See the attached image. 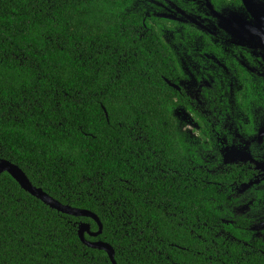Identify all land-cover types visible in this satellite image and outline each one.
Returning a JSON list of instances; mask_svg holds the SVG:
<instances>
[{"label":"trees","instance_id":"obj_1","mask_svg":"<svg viewBox=\"0 0 264 264\" xmlns=\"http://www.w3.org/2000/svg\"><path fill=\"white\" fill-rule=\"evenodd\" d=\"M135 3L0 0V160L97 214L85 237L117 264H264L229 177L178 126L172 55ZM82 223L99 230L0 174V264H113Z\"/></svg>","mask_w":264,"mask_h":264},{"label":"flooded vegetation","instance_id":"obj_2","mask_svg":"<svg viewBox=\"0 0 264 264\" xmlns=\"http://www.w3.org/2000/svg\"><path fill=\"white\" fill-rule=\"evenodd\" d=\"M172 55L179 128L229 177L231 221L264 241V0H136ZM184 98L180 103L179 98ZM186 123L188 130L182 128ZM208 168V165H206Z\"/></svg>","mask_w":264,"mask_h":264},{"label":"water","instance_id":"obj_3","mask_svg":"<svg viewBox=\"0 0 264 264\" xmlns=\"http://www.w3.org/2000/svg\"><path fill=\"white\" fill-rule=\"evenodd\" d=\"M108 115V114H107ZM3 172L10 173L21 185L23 189L28 191L33 196L37 197L41 201H43L45 204L49 205L51 208L56 209L60 212L74 215V216H88L95 219L99 224V230L97 232H91L90 231V225L88 223H82L80 225L79 229V235L82 239V241L93 248H98L105 250L108 255L110 256L113 264H117V261L115 259V250L114 248L107 242L103 240H88L85 237V234L88 232L90 235L97 237L100 235L103 231V223L98 217L97 214L93 213L92 211L86 210V209H79L76 207H73L71 205L63 204L53 196H51L49 193L45 192L43 188L35 186L32 181L29 179L26 172L17 164L11 162L7 159H1L0 160V174Z\"/></svg>","mask_w":264,"mask_h":264},{"label":"rangeland","instance_id":"obj_4","mask_svg":"<svg viewBox=\"0 0 264 264\" xmlns=\"http://www.w3.org/2000/svg\"><path fill=\"white\" fill-rule=\"evenodd\" d=\"M181 127L184 128V129H186V130H188V127L186 126V123L185 124L183 123Z\"/></svg>","mask_w":264,"mask_h":264}]
</instances>
